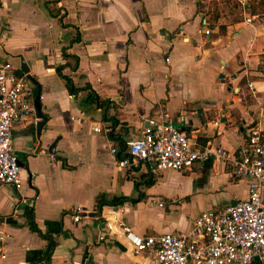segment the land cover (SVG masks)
<instances>
[{
    "label": "crops",
    "instance_id": "crops-1",
    "mask_svg": "<svg viewBox=\"0 0 264 264\" xmlns=\"http://www.w3.org/2000/svg\"><path fill=\"white\" fill-rule=\"evenodd\" d=\"M54 1L0 0V66L16 74L20 58L30 63L33 101L40 87L46 120L42 134L37 113L14 129L24 185L17 192L0 184V264L40 259L47 245L29 229L34 220L57 239L53 264H151L134 258L122 238L102 241L105 220L84 215L97 214L103 195L126 198L133 203L122 206L121 221L134 233L183 235L202 213L248 199V181L216 162L152 174L146 164L122 169L118 161L129 158L120 144L141 136L158 106L198 149L210 144L238 156L253 130L264 134V16L229 23L209 8L217 0L201 2V11V0H59L51 10L60 19H52ZM77 33L81 43L71 45ZM66 49L81 64L63 74L116 110L81 107L90 93L74 98L57 75Z\"/></svg>",
    "mask_w": 264,
    "mask_h": 264
},
{
    "label": "built area",
    "instance_id": "built-area-1",
    "mask_svg": "<svg viewBox=\"0 0 264 264\" xmlns=\"http://www.w3.org/2000/svg\"><path fill=\"white\" fill-rule=\"evenodd\" d=\"M231 1L237 3L251 23V0ZM204 34L208 36L209 31ZM250 88L253 90L252 85ZM33 100L29 82L18 79L10 64L1 65L0 184L17 192L24 183L21 162L14 153V129L36 117ZM111 104L115 106L114 102ZM156 111L154 117L145 120L147 128L141 136L125 143L129 158L118 161L122 169L143 163L151 168L152 174L186 173L197 165L216 162L229 166L234 178L248 181V199L221 211L202 213L193 221L191 232L183 235L140 236L122 223L124 207L103 209L100 215L105 220L106 234L102 241L108 235L122 238L134 258L144 257L151 264H264V134L253 130L238 156L210 144L198 149L174 126L169 113L161 106ZM95 132L103 133V129L98 127ZM111 155L115 157L117 153L111 151ZM74 213L75 221L79 222L80 211Z\"/></svg>",
    "mask_w": 264,
    "mask_h": 264
},
{
    "label": "trees",
    "instance_id": "trees-1",
    "mask_svg": "<svg viewBox=\"0 0 264 264\" xmlns=\"http://www.w3.org/2000/svg\"><path fill=\"white\" fill-rule=\"evenodd\" d=\"M204 1H206V0H201L197 4V9H199V11L203 10L204 7L202 6L201 2H204ZM58 2H59V0H55L53 3H51L47 6V8L49 10V14H50L52 19H60V10H56V11L51 10V7L57 6ZM231 4H233V7L239 9V6L237 5V3H234L231 0L227 1V3H225V6H229ZM249 7H250L249 8V15H251L252 17L264 16V0H251L249 3ZM209 8L210 9H213V8L216 9L217 8L216 3L210 2ZM61 21H62L63 26H65L64 20L62 18H61ZM65 27H67V26H65ZM225 32H226V29L222 28L221 31L219 32V34L221 36H224ZM77 43L78 44L81 43V38L78 35V33L73 37V39H71V45H74ZM63 54H64V57L67 61V64L63 65L62 67H59L57 69L58 77L62 81L63 80L65 81L67 89H69L70 93L75 98H79L80 94H82L84 91H88L90 93L89 97L86 100L80 101L81 107H83V108H90L93 106H96L97 108L100 107V108L104 109V113H106L109 110V108L116 110V107L114 105H112L110 101H104V102L100 101L101 100L100 97L97 96L90 88H87L85 90H81V89H78L74 86L73 81L69 77L64 75L63 71L66 68H69L72 72H76L79 69L81 61L78 58V56H74L72 54H69L68 49L64 50ZM110 139L113 141L114 137L110 136ZM120 149H121V154L124 155L126 152L124 143L120 144ZM140 180L143 181L144 176H141ZM148 181L145 183V186L147 188H150L151 186H153V182H152V184H149ZM141 185H142L141 182L135 183V187H136L137 191H139ZM128 203H133V202L131 200L126 199V198H112L109 195H103L99 198L98 205L96 207L97 214L100 215L102 213L104 207H106V206L112 207V209H118V208H120V207H122ZM29 229H31V231L33 233L38 234L42 238V241L44 243H46V245H47L46 250L43 251L40 259L35 264H53L52 258L54 256V252H55L57 245H58V242L56 241L57 239L50 234H45L41 229H39V227L35 223V220L30 224Z\"/></svg>",
    "mask_w": 264,
    "mask_h": 264
},
{
    "label": "water",
    "instance_id": "water-1",
    "mask_svg": "<svg viewBox=\"0 0 264 264\" xmlns=\"http://www.w3.org/2000/svg\"><path fill=\"white\" fill-rule=\"evenodd\" d=\"M20 60L22 62V66H21L20 71L18 73H16L17 78L20 80H26L27 82H30V83L38 86V82L36 81V79L30 75V71H31L30 70V63L26 62L24 58H20ZM41 100H42V89H40V87H39V92H38L37 98L34 102V106H35V110H36L38 118L40 120H42V122H40V125H39L40 134L43 133V128L46 126V120L42 116ZM53 150H54V148L51 149V151H53ZM126 157H128V155H126ZM21 168L22 169L24 168V166L22 164H21ZM84 216L88 217V218H96V219L100 218V215H97V214H85Z\"/></svg>",
    "mask_w": 264,
    "mask_h": 264
},
{
    "label": "rangeland",
    "instance_id": "rangeland-1",
    "mask_svg": "<svg viewBox=\"0 0 264 264\" xmlns=\"http://www.w3.org/2000/svg\"><path fill=\"white\" fill-rule=\"evenodd\" d=\"M220 5H222L220 8H213L216 11H220V13L225 17V19L229 22V23H233L236 22L238 20H242L243 19V15L240 9L233 7V4L229 5V6H225V3H227V1L229 0H217ZM217 1H214L217 4Z\"/></svg>",
    "mask_w": 264,
    "mask_h": 264
}]
</instances>
